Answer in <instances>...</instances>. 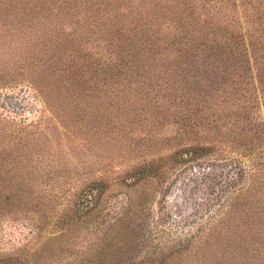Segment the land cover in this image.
Here are the masks:
<instances>
[{
	"label": "rangeland",
	"instance_id": "1",
	"mask_svg": "<svg viewBox=\"0 0 264 264\" xmlns=\"http://www.w3.org/2000/svg\"><path fill=\"white\" fill-rule=\"evenodd\" d=\"M73 1L0 0V263L83 264L106 244L109 264H264V0ZM76 24L81 50L130 57L121 102L84 71L87 117L58 68Z\"/></svg>",
	"mask_w": 264,
	"mask_h": 264
},
{
	"label": "trees",
	"instance_id": "2",
	"mask_svg": "<svg viewBox=\"0 0 264 264\" xmlns=\"http://www.w3.org/2000/svg\"><path fill=\"white\" fill-rule=\"evenodd\" d=\"M169 1H173V0H169ZM72 2V3H71ZM26 3V2H25ZM60 5L63 8H70L71 6L74 7L75 6V2L73 0H60ZM126 7L128 12L131 11L129 5H124ZM71 7V8H72ZM105 5L102 6V11H104L105 13H107L110 16H107L108 21H111L110 24H113L114 26H118L117 28L121 27L123 18L120 19V17H115V15L118 13V7L117 6H111L110 10H106L105 9ZM108 8V7H107ZM117 12V13H116ZM123 12L121 11V16L123 17ZM112 18V19H111ZM94 20V19H92ZM77 21V19H76ZM77 25H80L77 26ZM84 25L83 24H76L75 28L73 29H69L67 31H61V33L64 34V36H61L62 40H60L59 42V46L61 48H64L65 46L69 48V54L68 57L69 59L67 60L68 62L66 63L65 67H58L60 69V73L64 72V70L66 71H70V74L68 76V82L70 85H77L78 89L76 90L77 92L80 93V96L78 97L79 100L75 101L73 104H75V108H78L80 110V112L82 111V114L84 115L86 112L87 116H93L90 115V107L88 105V101H91V98H85L83 100V98L87 95H91L84 92L83 90L85 89V91L87 89H89L90 85L93 87H96V81L92 82L90 80L91 76L89 77H85L84 75V71H87L88 67H92L90 68L91 71L94 72V75L97 73H100V77H101V82L105 83L106 85H110V87L113 85H117L118 87H114L113 89H110L109 91H111V98H109L110 101H116V102H121V99L118 98L116 96L117 92H121L122 89L124 88L123 86H121V82L119 79H123L124 76H121L123 73V70L125 69H129L127 62V59L130 57H127V53L123 52L121 53L119 51V49L116 51V53L114 54V57H116V59H118L117 62H114V64L110 63L109 61V56L107 55V60L104 59L102 57V55L100 54L99 50H95V51H89V50H81L83 49L80 45H81V41H78L80 38H82V36L85 34V32L89 31L86 30L85 28H83ZM202 32L201 33H196V34H192L190 36L187 37V39H191L192 41H194L196 38L199 42H205V40L202 38ZM77 39V41H73V39ZM156 39H159L158 37H156ZM146 42L150 45H153L155 47V49L157 50V54L159 56L162 57H166V55H164L163 53H161V51L159 49H157L159 47V43L155 42V40L153 38H148V40H146ZM174 42V39L171 40V43ZM123 44V43H122ZM162 44V42H161ZM163 48H166L167 46L163 45ZM121 49V48H120ZM82 51V52H81ZM123 54L124 56L126 55V59L123 58ZM80 57V64H82V67H75V64L79 63L78 62V58ZM60 61V60H59ZM118 64H121L118 66ZM72 66V67H71ZM61 76V75H60ZM98 80V79H97ZM60 81H61V77H60ZM67 92V89H66ZM82 93V94H81ZM62 101V100H61ZM65 101V99L63 100ZM84 115V116H86ZM86 116V117H87ZM176 157L178 156H173L171 157L173 160L176 159ZM163 163V157L161 156H157V157H151L147 159H144L142 161V163H140L139 165H137V167H135L133 170H131V172L133 173H137V177H144L147 175H152L155 174V171H157L159 169V167L162 165ZM243 169H241V174H243L244 172L242 171ZM246 171V170H245ZM135 176V175H134ZM136 177V176H135ZM93 189L97 190L99 193V188L97 185V181L96 180H92L89 183H87L85 185V188H82L80 195H79V201L80 202H87L88 199L90 198L89 196V191H93ZM167 197V196H165ZM76 206L77 203L75 202ZM73 210H75V208H73ZM69 216V214H68ZM165 214L162 213L159 214L157 216V219L159 221H161L164 218ZM229 216V215H228ZM227 216V217H228ZM224 223V221L221 219L220 221L218 220V224H217V228H221V232H222V236L221 238H225L226 235H224L223 233H227V226L222 225ZM212 227L208 228L207 234L210 233ZM214 229H216V225H214ZM161 231H164L163 229H158ZM169 229H166L165 233H168ZM216 232H219V229L216 230ZM117 240V241H116ZM114 242H107V244L110 243H120V241H118V238H114L113 240ZM207 242L206 240L204 241V243ZM257 243H259V240H256ZM215 244L217 242H214ZM214 243H212L211 245H214ZM121 244V243H120ZM243 246V244L240 245V247ZM246 248V247H245ZM120 249V247H116V248H112L108 245H97L95 248H93L91 254L89 256H84L83 259L84 262L83 264H109L108 260L111 259V255L115 254L114 252L116 250ZM255 249V247H254ZM234 250V249H233ZM229 253V251H228ZM219 256H222V252L219 251ZM17 261H19L18 258H16ZM75 259V258H73ZM242 261H245L244 256H242ZM81 263V262H80ZM77 263V264H80ZM0 264H13L12 262H8L5 260H2ZM17 264V263H14Z\"/></svg>",
	"mask_w": 264,
	"mask_h": 264
}]
</instances>
